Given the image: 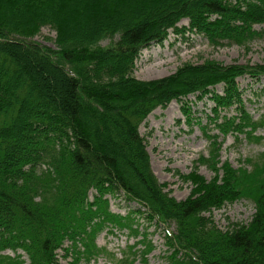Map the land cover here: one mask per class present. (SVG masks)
Returning a JSON list of instances; mask_svg holds the SVG:
<instances>
[{"label":"trees","instance_id":"obj_1","mask_svg":"<svg viewBox=\"0 0 264 264\" xmlns=\"http://www.w3.org/2000/svg\"><path fill=\"white\" fill-rule=\"evenodd\" d=\"M184 19L212 46L246 45L264 37V0H0V264H132L154 247L143 220L167 228V264H264V154L234 168L219 140L263 139L264 113L248 110L238 79L260 81L264 64L134 75L141 51L187 29ZM43 27L56 48L34 40ZM190 95L213 102L219 134L193 116L211 142L200 163L214 176L181 175L192 190L178 200L153 172L140 126L174 100L190 119ZM118 195L139 207L113 212ZM243 198L255 205L250 223L219 228L213 211ZM116 231L137 239L121 258L97 242Z\"/></svg>","mask_w":264,"mask_h":264},{"label":"rangeland","instance_id":"obj_2","mask_svg":"<svg viewBox=\"0 0 264 264\" xmlns=\"http://www.w3.org/2000/svg\"><path fill=\"white\" fill-rule=\"evenodd\" d=\"M178 26L180 29L184 27L187 29L180 31L172 29L163 43H154L141 51L134 71L137 78L144 80L164 78L174 74L186 63L199 65L214 61L225 65L264 64V37H258L246 45L233 43L215 47L203 34L188 30V19L182 20ZM261 28L262 26H256L258 30ZM55 39L56 32L50 27H43L34 38L35 41L52 48L57 47ZM110 41L107 39L102 43L108 45ZM238 81L241 88L245 90L244 99H246L248 110L255 118H258L264 113V93H262L264 77L258 82L249 76L239 78ZM216 89L222 92L221 86ZM187 99L192 109L190 119L183 111L182 103L174 100L165 108L154 109L140 126V132L147 142L153 172L161 183L166 184L165 189L178 200H184L190 195L192 184L185 182L184 177L195 169L208 180L214 176V172L208 166L200 163L202 156H209L211 148V142L201 125H207L206 130H210L211 135L219 134L207 118V115L214 118L211 111L213 102L209 98L199 100L196 95H190ZM193 116L202 120L201 125L197 124ZM256 134L264 135V129H260ZM219 140L223 142L222 162H229L234 168L249 167L246 159L257 161L263 158L264 137L260 141L251 142L244 136L237 140L230 134L222 136ZM93 193L90 194L91 199ZM110 204L113 212L121 214H127L139 207L136 202L127 200L124 195L112 197ZM254 214V203L243 198L214 210L212 217L218 227L225 230L232 225H247ZM141 222H143L141 232L145 231L148 234L154 247L146 255L141 249L142 251L132 264H167L165 238L167 228L154 224L148 225L146 220ZM168 227L171 231L175 229L174 225ZM136 240L127 232L116 231L114 234L101 233L97 242L99 246L106 247L108 252H117V257L121 258V254L129 251ZM91 264H113V262L100 258Z\"/></svg>","mask_w":264,"mask_h":264}]
</instances>
